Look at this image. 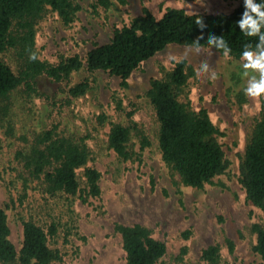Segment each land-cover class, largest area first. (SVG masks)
Wrapping results in <instances>:
<instances>
[{"label":"rangeland","instance_id":"obj_1","mask_svg":"<svg viewBox=\"0 0 264 264\" xmlns=\"http://www.w3.org/2000/svg\"><path fill=\"white\" fill-rule=\"evenodd\" d=\"M83 8L72 24L66 26L56 13L49 12L37 25L36 47L41 59L50 63L79 54L85 59L94 42L111 40L116 27L129 24L144 6L156 16L168 7L194 12H231L243 0H128L116 3L110 11L94 16L91 0H78ZM17 70L15 56L0 52ZM180 59H186L195 73L188 79L187 93L194 109L206 107L215 124L224 133L220 137L231 163L226 173L203 187L186 185L181 176L163 159L159 147V122L146 91L152 77H162ZM241 59L213 47L171 44L144 61L123 88L120 78L105 71H94L91 90L72 102L68 122L73 130L89 129L92 157L89 165L101 172L102 194L83 201L80 197H51L39 189L37 181L26 185L15 159L17 143L27 131L42 127L47 113L43 98L28 102L19 95L11 116L0 120V205L5 208L11 227L10 239L20 250L23 244V221L33 218L46 227L58 224V234L50 246L60 251L62 260L51 264H126L122 237L115 223H141L155 238L164 241L166 253L157 264H207L202 250L218 244L223 264H264L254 250L256 222H264V211L253 205L240 183V166L246 145L260 118L262 99L243 92ZM207 64L203 76L196 73ZM212 73H215L213 78ZM90 75L82 68L74 81ZM39 88L54 93L57 83L39 78ZM243 93L244 97H242ZM135 108L134 119L151 143L141 148V137L132 130L129 159L120 157L108 144L111 121L120 119L116 100ZM105 112L106 124L99 126L95 116ZM8 121L15 133L8 134ZM234 244L233 249L230 242Z\"/></svg>","mask_w":264,"mask_h":264},{"label":"trees","instance_id":"obj_2","mask_svg":"<svg viewBox=\"0 0 264 264\" xmlns=\"http://www.w3.org/2000/svg\"><path fill=\"white\" fill-rule=\"evenodd\" d=\"M117 2L124 5L128 0H91L90 11L97 16L110 11ZM82 8L78 0H0V52L13 54L17 63L15 70L0 56V120L11 116L17 94L26 102L35 97L44 99L48 110L42 127L27 131L17 143V169L22 172L26 187L37 181L43 193L66 201L75 196L87 201L102 194L101 172L89 165L92 133L89 129L73 130L68 122L72 102L93 87L94 71L118 76L120 85L127 88L132 73L171 44L193 46L201 36L222 34L232 49L231 55L240 58L243 45L251 43L254 47L258 40L244 36L234 25L243 11V1L231 12L189 13L183 8L168 7L161 16L144 6L129 24L114 29L109 42H94L85 59L79 54L62 57L58 63L41 59L36 47L38 23L53 12L68 26ZM200 19L205 20L207 32L196 26ZM200 45L223 52L210 46L206 39H201ZM82 68L90 75L74 81V73ZM194 73L193 66L180 59L162 77L151 78L146 95L159 122L157 135L163 159L186 185L201 188L226 173L231 161L220 140L224 133L208 109L196 110L191 105L186 88ZM41 77L56 82L57 90L54 93L41 90L38 86ZM115 100L120 119L111 121L108 144L120 157L129 159L134 154L130 148L132 130L141 137V148L151 141L134 119L136 109L123 106L121 98ZM261 104L260 118L241 161L239 180L247 199L264 211V98ZM107 118L105 112L95 116L102 127ZM7 126L8 134L15 133L12 121ZM114 229L121 234L126 264H157L166 253L165 242L155 238L144 224L116 222ZM58 230L55 221L46 229L33 218L24 220L23 244L18 250L10 239L8 214L0 205V264H51L62 260L60 251L50 246ZM253 231L257 233L254 250L264 260V222L254 223ZM229 242L233 249V242ZM201 257L207 264H223L218 244L204 248Z\"/></svg>","mask_w":264,"mask_h":264},{"label":"clouds","instance_id":"obj_3","mask_svg":"<svg viewBox=\"0 0 264 264\" xmlns=\"http://www.w3.org/2000/svg\"><path fill=\"white\" fill-rule=\"evenodd\" d=\"M238 25L239 32L246 37H258L255 46L246 43L242 47L240 59L243 69L242 76L246 77L243 92L246 96L258 98L264 96V0H243V11L240 18L234 21ZM196 26L201 32H207L208 26L204 19L196 21ZM206 39L210 46L223 50L226 59L231 58L232 49L225 37L211 34L207 38L201 36L192 46L199 51L200 40ZM208 71V65L204 64L196 75L203 76ZM215 73H212L213 78Z\"/></svg>","mask_w":264,"mask_h":264}]
</instances>
